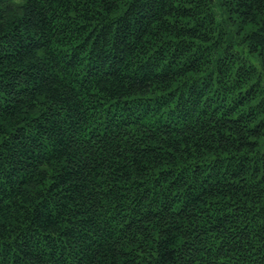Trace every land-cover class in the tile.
Masks as SVG:
<instances>
[{
	"label": "trees",
	"instance_id": "16d2710c",
	"mask_svg": "<svg viewBox=\"0 0 264 264\" xmlns=\"http://www.w3.org/2000/svg\"><path fill=\"white\" fill-rule=\"evenodd\" d=\"M0 264H264V0H0Z\"/></svg>",
	"mask_w": 264,
	"mask_h": 264
},
{
	"label": "rangeland",
	"instance_id": "374dc122",
	"mask_svg": "<svg viewBox=\"0 0 264 264\" xmlns=\"http://www.w3.org/2000/svg\"><path fill=\"white\" fill-rule=\"evenodd\" d=\"M249 60L252 61L253 63H255V61L253 59L249 58Z\"/></svg>",
	"mask_w": 264,
	"mask_h": 264
}]
</instances>
